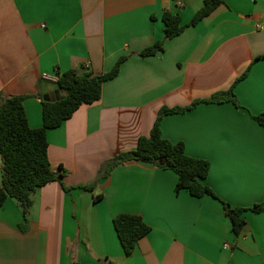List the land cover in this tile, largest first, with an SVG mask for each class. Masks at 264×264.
<instances>
[{
    "label": "crops",
    "instance_id": "1",
    "mask_svg": "<svg viewBox=\"0 0 264 264\" xmlns=\"http://www.w3.org/2000/svg\"><path fill=\"white\" fill-rule=\"evenodd\" d=\"M205 1L0 0V95L26 97L32 129L43 126V87L62 96L43 74L102 75L126 57L99 101L48 131L52 170L64 173L35 193L27 229L16 200L0 206V264H264V210H251L264 202V126L254 119L264 113V0H223L189 26ZM166 11L186 29L140 56L164 40ZM247 69L234 88L241 108L201 103L161 121L165 139L209 162L216 197L177 193L178 176L151 164L107 173L150 134L160 109L227 91ZM224 203L246 209L240 235ZM119 214L151 227L130 256L114 227Z\"/></svg>",
    "mask_w": 264,
    "mask_h": 264
},
{
    "label": "trees",
    "instance_id": "2",
    "mask_svg": "<svg viewBox=\"0 0 264 264\" xmlns=\"http://www.w3.org/2000/svg\"><path fill=\"white\" fill-rule=\"evenodd\" d=\"M222 3L223 0H206L204 6L193 16L189 26L197 25ZM163 22L164 40L144 49L140 52V56L149 57L163 51L164 42L181 35L187 27L181 24L179 15L170 11L164 13ZM125 60L126 57L120 58L109 72L102 75L87 73L80 76L75 71L64 73L57 83L62 93L59 101L44 102L42 94L39 93L43 114V126L39 129H32L29 126L24 107L26 97L5 98L0 95V206L8 199L17 201L25 221L21 230L27 229L29 212L37 190L49 183L59 181L64 173H55L52 170L48 156V131L61 127L81 106L99 101L103 84L119 75ZM248 72L249 69L229 90L215 93L209 99L197 100L186 107L160 109L150 134L139 138L134 151L123 153L109 162L107 173L127 162L151 164L163 170L173 171L178 176L177 193L186 190L196 198L216 197L205 183L210 170L209 162L189 157L182 143L174 144L165 139L161 131V121L169 115L192 111L201 103H232L237 108H241L234 88L239 81L246 78ZM254 119L264 126V113L254 116ZM86 188L90 189V187ZM224 205L233 232L240 235L246 226L243 217L246 209L231 208L225 203ZM251 210L263 211L264 202L255 205ZM113 223L126 256H130L137 243L151 231V227L139 215L119 214L114 218Z\"/></svg>",
    "mask_w": 264,
    "mask_h": 264
},
{
    "label": "built area",
    "instance_id": "3",
    "mask_svg": "<svg viewBox=\"0 0 264 264\" xmlns=\"http://www.w3.org/2000/svg\"><path fill=\"white\" fill-rule=\"evenodd\" d=\"M62 75L63 74H61L59 70H56L53 74H43L41 76V81L57 85ZM223 248L228 249L230 246L228 244H224Z\"/></svg>",
    "mask_w": 264,
    "mask_h": 264
},
{
    "label": "water",
    "instance_id": "4",
    "mask_svg": "<svg viewBox=\"0 0 264 264\" xmlns=\"http://www.w3.org/2000/svg\"><path fill=\"white\" fill-rule=\"evenodd\" d=\"M43 101L44 102H56L60 100L59 91H49L47 86L42 89Z\"/></svg>",
    "mask_w": 264,
    "mask_h": 264
},
{
    "label": "rangeland",
    "instance_id": "5",
    "mask_svg": "<svg viewBox=\"0 0 264 264\" xmlns=\"http://www.w3.org/2000/svg\"><path fill=\"white\" fill-rule=\"evenodd\" d=\"M0 162H1V156H0Z\"/></svg>",
    "mask_w": 264,
    "mask_h": 264
}]
</instances>
